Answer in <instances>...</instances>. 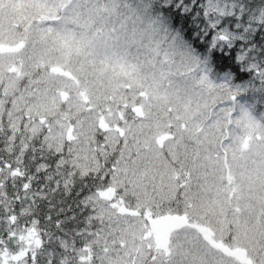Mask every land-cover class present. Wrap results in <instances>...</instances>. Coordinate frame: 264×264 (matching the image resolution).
I'll use <instances>...</instances> for the list:
<instances>
[{"label": "snow or ice", "instance_id": "obj_1", "mask_svg": "<svg viewBox=\"0 0 264 264\" xmlns=\"http://www.w3.org/2000/svg\"><path fill=\"white\" fill-rule=\"evenodd\" d=\"M0 264H264V0H0Z\"/></svg>", "mask_w": 264, "mask_h": 264}]
</instances>
